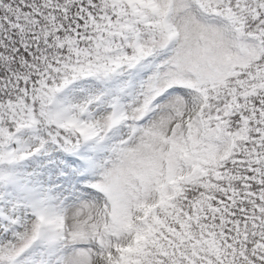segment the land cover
Here are the masks:
<instances>
[{
  "label": "snow or ice",
  "instance_id": "6c2138e0",
  "mask_svg": "<svg viewBox=\"0 0 264 264\" xmlns=\"http://www.w3.org/2000/svg\"><path fill=\"white\" fill-rule=\"evenodd\" d=\"M0 264H264V0H0Z\"/></svg>",
  "mask_w": 264,
  "mask_h": 264
}]
</instances>
